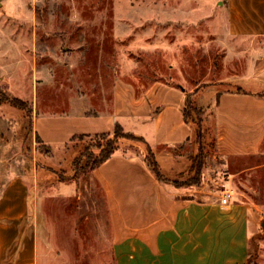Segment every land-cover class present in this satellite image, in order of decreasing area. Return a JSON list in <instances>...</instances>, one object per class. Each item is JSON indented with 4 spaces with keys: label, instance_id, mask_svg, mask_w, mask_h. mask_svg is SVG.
Returning a JSON list of instances; mask_svg holds the SVG:
<instances>
[{
    "label": "rangeland",
    "instance_id": "1",
    "mask_svg": "<svg viewBox=\"0 0 264 264\" xmlns=\"http://www.w3.org/2000/svg\"><path fill=\"white\" fill-rule=\"evenodd\" d=\"M170 8L172 15L158 13ZM211 8V0H1L0 64L7 59V82L0 78V85H5L1 90L26 101L31 110L27 112L8 101H0V188L9 176L22 173L28 179L31 199L38 200L44 188L43 178L51 175L38 169L40 165L55 168L57 178L67 180L75 175L81 178L89 168L81 171L79 166L80 170L75 171L73 158L85 149H92L97 138L74 139L63 146L39 145L31 130L32 111L49 113L63 109L78 112L90 108L100 113L108 111L112 74L115 69H123L125 81L146 83L155 77H168L172 82L186 86L188 97L195 106V110L188 108L187 114L195 133L190 141L176 146L155 145L149 137L151 123L146 122V141L117 136L119 149L138 153L139 148L135 146L138 144L146 148V157L149 156L147 144H150L153 152H172L186 163L184 172L175 180L177 183L191 184L189 180L197 175L198 180L194 183L205 188L214 187L218 195L222 179L230 181L236 190L230 174L263 163L264 143L263 153L251 160H230L215 151L213 91L235 89V81L227 80L242 75L255 53L247 42L230 40L228 47L220 43L221 35L213 31V24L222 27L223 17H218V11L212 14ZM155 9L153 19L157 23H164L163 20L168 18L171 24L181 23L185 28L180 30L178 26L167 33L157 25L152 39L159 44L149 47L145 45L147 35L143 38L134 23L152 27V23L147 22L152 15L147 13L155 12ZM114 24L130 26L125 27L119 40L112 38L110 30H101ZM104 33L105 38L102 37ZM69 34V49L64 50V39ZM86 34L96 40L94 46L89 44ZM99 50H102V61L95 55ZM116 51L123 63L116 61ZM65 53L67 62L63 63ZM85 156L81 158V164ZM84 176L80 179L82 191ZM249 177L251 185L257 190L260 188L261 193L257 191V195L260 194L264 203V169ZM245 178L242 171L232 180L239 184V180ZM59 200L53 196L44 197L40 215L31 205L28 223L36 226L35 264H115L105 231L99 229L102 214L91 207L90 221L84 224L80 221L85 207L83 202H69V207L74 205L75 219ZM261 210L251 231L250 264H264V205ZM15 260L16 253L8 250L7 264H15Z\"/></svg>",
    "mask_w": 264,
    "mask_h": 264
},
{
    "label": "crops",
    "instance_id": "2",
    "mask_svg": "<svg viewBox=\"0 0 264 264\" xmlns=\"http://www.w3.org/2000/svg\"><path fill=\"white\" fill-rule=\"evenodd\" d=\"M211 6L212 14L218 11V17L224 18L222 27L213 24V31L221 35L220 43L228 47L230 40L247 42L255 53L242 75L227 80L235 81V89L213 91V148L230 160H251L263 153L264 143V0H211ZM158 13L172 15L171 8ZM147 14L152 15L147 21L152 27L140 23H134V27L142 32L143 38L147 35L145 45L149 47L159 44L152 39L157 25L167 33L178 26L180 30L185 28L181 23L171 24L168 18L157 23L153 19L156 9ZM125 27L130 28L114 24L101 30H110L112 38L119 40ZM102 35L107 37L106 33ZM86 38L94 46L93 36L86 34ZM95 55L102 61V50ZM115 57L123 63L117 51ZM1 71L0 78L7 82V59L0 64ZM112 79L108 111L100 113L90 108L36 113L33 109V134L44 144L63 146L76 134L112 132L117 122L124 131L145 140L146 122H150L148 135L155 145L176 146L193 138V123L183 116L185 97L189 96L186 86L168 77H155L146 83L125 81L123 69H115ZM33 107H37V99ZM147 145L167 180L154 174L144 160L146 148L138 144L135 145L138 153L118 149L87 169L80 176L85 175L84 191L81 178L76 175L72 176L75 179L71 175L67 180L57 178L55 168L50 165L38 168L51 174L43 178L44 188L38 200L31 199L24 174L9 176L0 188V264H7L8 250L16 253L15 264L36 263V226L28 223V216L31 205L40 215L42 200L49 196L60 199L59 203L68 207L75 219L74 205L69 207V202H83L80 221L84 224L90 221L91 207L102 214L99 229L105 231L115 264H245L251 231L264 205L260 194L257 195L260 188L251 185L249 176L262 173L264 162L234 170L230 178L236 192L227 203H221L214 187L176 184L174 181L184 172L186 163L172 152H153L151 145ZM1 155L0 119V158ZM242 171L247 178L237 184L232 177Z\"/></svg>",
    "mask_w": 264,
    "mask_h": 264
},
{
    "label": "trees",
    "instance_id": "3",
    "mask_svg": "<svg viewBox=\"0 0 264 264\" xmlns=\"http://www.w3.org/2000/svg\"><path fill=\"white\" fill-rule=\"evenodd\" d=\"M4 87L5 85H0V101H3V100L8 101L13 105L22 107L25 111L30 112L31 109L28 107L26 101L22 100L19 97L9 96L5 94L1 90V88H4ZM188 108H191V110L192 109L195 110V106L192 104V102L190 101L187 95L185 97V106L183 108V116L185 119H188L187 118ZM199 126L200 125H198V129L200 128ZM199 133L200 132H198V135ZM92 136L97 138L95 144L92 145L93 148L85 149L84 152L82 151L81 155H77L73 158L72 164L73 166H75V171L79 169L78 168L79 166L81 167V171H84L87 168L94 167L100 162L107 159L109 156H111L116 150L120 148L119 142L117 141V136L128 137L130 138V140L144 141L141 136L135 135L132 132L124 131L122 127L120 126V124L117 122H115L113 131L111 133L105 132V133H94V134H76L71 138V141H73L74 139H80L83 137H92ZM36 141L39 145L44 144L38 135H36ZM44 145H47V144H44ZM147 149H148L149 156L144 157L146 164L151 168V170L160 180H167L168 178H165V176L161 173L158 163L156 159L154 158L153 153L148 145H147ZM84 155H86L85 156L86 159L84 163L81 164V158ZM198 177L199 176L195 175L193 179L189 180V183L196 182L195 180H198ZM174 182L176 184H179L176 181ZM250 262H251V259H250V254H249L248 260L245 264H250Z\"/></svg>",
    "mask_w": 264,
    "mask_h": 264
},
{
    "label": "built area",
    "instance_id": "4",
    "mask_svg": "<svg viewBox=\"0 0 264 264\" xmlns=\"http://www.w3.org/2000/svg\"><path fill=\"white\" fill-rule=\"evenodd\" d=\"M219 198L221 203H227L235 194L236 190L226 179H222L219 183Z\"/></svg>",
    "mask_w": 264,
    "mask_h": 264
},
{
    "label": "water",
    "instance_id": "5",
    "mask_svg": "<svg viewBox=\"0 0 264 264\" xmlns=\"http://www.w3.org/2000/svg\"><path fill=\"white\" fill-rule=\"evenodd\" d=\"M0 5H1V0H0ZM63 49L64 50L69 49V36L68 35L65 36ZM66 62H67V53L64 54V59H63V63H66Z\"/></svg>",
    "mask_w": 264,
    "mask_h": 264
}]
</instances>
